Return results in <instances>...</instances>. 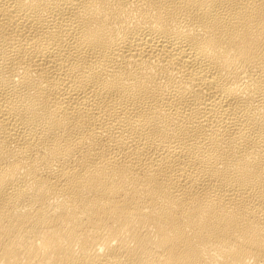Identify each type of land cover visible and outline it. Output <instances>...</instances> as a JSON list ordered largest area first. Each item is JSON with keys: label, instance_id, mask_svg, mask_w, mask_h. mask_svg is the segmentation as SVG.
Returning a JSON list of instances; mask_svg holds the SVG:
<instances>
[{"label": "bare ground", "instance_id": "obj_1", "mask_svg": "<svg viewBox=\"0 0 264 264\" xmlns=\"http://www.w3.org/2000/svg\"><path fill=\"white\" fill-rule=\"evenodd\" d=\"M0 264H264V0H0Z\"/></svg>", "mask_w": 264, "mask_h": 264}]
</instances>
